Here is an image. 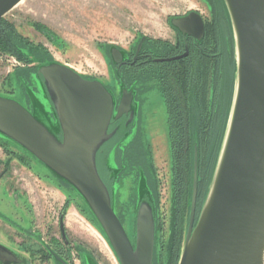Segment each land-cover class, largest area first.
Returning <instances> with one entry per match:
<instances>
[{"label": "water", "instance_id": "obj_1", "mask_svg": "<svg viewBox=\"0 0 264 264\" xmlns=\"http://www.w3.org/2000/svg\"><path fill=\"white\" fill-rule=\"evenodd\" d=\"M23 1L0 0V20ZM223 1L235 43L233 102L197 220L198 143L194 146L190 218L178 264H264V0ZM171 24L184 35L204 38V21L196 12ZM111 56L122 64L119 49L113 47ZM30 76L28 106L0 96V141L44 166L77 194L101 226L118 264H155L158 231L153 206L141 203L144 196H153L144 171L132 238L116 211V193L112 197L98 165L102 148L117 134L118 129L110 131L113 120L130 115L131 122L135 115L133 93L124 91L117 106L103 82L55 61L42 62ZM114 159L109 157L107 164L116 171ZM47 249L58 264H69ZM0 260L21 263L2 245Z\"/></svg>", "mask_w": 264, "mask_h": 264}, {"label": "rangeland", "instance_id": "obj_2", "mask_svg": "<svg viewBox=\"0 0 264 264\" xmlns=\"http://www.w3.org/2000/svg\"><path fill=\"white\" fill-rule=\"evenodd\" d=\"M191 12L201 14L207 21L205 48L208 54L224 56L222 61L227 64L223 74L227 83V71L232 67L234 76L236 73V54L230 19L220 0H24L4 19L22 37L20 51L25 61L0 47V96L12 97L28 106L25 91L26 86L33 89L30 75L47 61L67 65L85 78L114 87L110 49L115 47L132 53L143 37L159 43H175L177 36L171 19ZM220 56L209 61L207 94L202 102L206 123L202 140V176L205 177L209 159L218 149L219 123L229 97L223 81L219 85L215 77ZM160 91L156 83L137 87L135 118L129 130H122L102 151L109 157L114 156L117 168L128 165L130 185L136 182V167L149 174L156 168L161 222L155 264H171L174 221L170 203L171 148L167 107ZM215 116L217 127L212 132L209 124ZM103 156L99 155L98 165L101 174L106 176ZM211 177L212 172L207 175L209 182ZM142 191L146 194L147 189ZM203 200L204 196L199 199L196 220ZM116 211L129 236L134 238L135 210L131 207L122 216L120 203ZM62 213L70 241V264H91L88 254L97 264H118L101 235V226L77 194L51 176L44 166L0 141V244L24 258L25 264H58L48 257L46 245L57 252L64 250L58 228ZM185 213L187 219V208ZM186 224L185 221L182 242ZM0 264L4 263L0 261Z\"/></svg>", "mask_w": 264, "mask_h": 264}, {"label": "trees", "instance_id": "obj_3", "mask_svg": "<svg viewBox=\"0 0 264 264\" xmlns=\"http://www.w3.org/2000/svg\"><path fill=\"white\" fill-rule=\"evenodd\" d=\"M226 12V7L223 0H220ZM23 44L21 36L17 35L13 26L8 23L6 19L0 20V47L10 54L16 56L20 61H25L20 47ZM227 63L221 60L216 65V80L224 83V89L228 92L229 97L226 100L225 115L220 120V133L216 147L218 149L212 154L209 159L205 175L202 176V140L204 129L206 126L205 115H203V98L207 94L206 87L210 71V62L208 58L199 56L198 58L187 60L175 64L172 73L167 77L163 76L159 79L160 90L164 98V103L167 107V122L169 141L171 148V169L174 175V184L182 194L179 196V211L177 217L175 216L176 224L173 226L172 232V249H171V264H176L181 255V246L183 238V230L186 221L188 226L190 218V204L192 196V181H193V158L194 146L198 143L199 146V192L197 207L199 206V199L206 196L210 182L207 180L216 165L218 154L223 142L228 119L232 107L235 76L233 68L230 65L228 70L229 78L224 75L223 71ZM226 73V72H225ZM220 85V84H219ZM205 95V96H204ZM204 103V102H203ZM211 116V115H210ZM215 117L210 119L211 126L209 131L214 132L217 127ZM216 157V159H215ZM213 167V169H212ZM212 178V177H211ZM209 182V183H208ZM208 183V184H207ZM200 195V196H199ZM204 202V200H203ZM186 208L188 210V217L186 219ZM127 214H125L126 216ZM197 217V216H196Z\"/></svg>", "mask_w": 264, "mask_h": 264}, {"label": "flooded vegetation", "instance_id": "obj_4", "mask_svg": "<svg viewBox=\"0 0 264 264\" xmlns=\"http://www.w3.org/2000/svg\"><path fill=\"white\" fill-rule=\"evenodd\" d=\"M188 15L181 16V17H175V18L180 19V18H184ZM202 18H203V16H202ZM172 19H174V18H172ZM172 19H171V21H172ZM203 21H204V25H205V35L201 41L197 40L196 38H194L192 36L182 34L178 29H176L172 26L173 29L175 30L176 36H177V40L175 43H166V42L159 43L156 41H152V40L148 39L147 37H143V38H145V41L143 42L142 47L139 49L143 38L139 41L134 52H132V53H125L124 51H122V49H119L123 54V62L121 65L116 64L113 61V58L111 56V49H110V56H111L112 65H113V72L115 75L114 78L116 80H115L114 87H110L111 89L108 88V86H106V84H105V86L111 91V93L115 97V100L117 102V106H118V104L122 98L124 91L132 92L134 95V100H135L136 89L140 84L150 85V84L156 83L157 87L159 89H161L160 88L161 86L159 85V79L163 76L168 77L172 73V69L174 68L175 64H177V63H181V62H184L187 60L190 61V60L194 59L195 56H196V58H198L199 56L205 55V57L208 58L209 61H211L210 59H214L216 57H219L220 55H213V53H209V54L207 53V50L205 48V45H206L205 43H206V40L208 39L207 38L208 37L207 21L204 18H203ZM185 54H187V57H185L183 59L171 60V59H174L177 57H181ZM221 56H223V55L221 54ZM221 56H220V58H221ZM220 58H219V60L222 61L224 56L221 59ZM222 62H224V61H222ZM117 106H116V109H117ZM133 109L135 110L134 102H133ZM134 118H135V115H134L132 121L130 122V115H124L118 121L113 120L111 127H110V131L112 132L115 129H118L117 134H116V136H117L122 130H125V129L129 130L131 123L133 122ZM124 120H125V123L128 121L127 125H125V123L124 124L122 123ZM127 134H128V132L125 135H127ZM116 136L113 139H115ZM125 138L126 137L124 136V138L122 139V142L125 141ZM113 150L117 151L119 149L117 148V149H113ZM113 150H111L110 152H112ZM101 152H103V155H104V161L103 162L105 165L104 171L106 173V176H103L101 174V172H100V174H101L104 182L106 183L112 197L114 196V193H116V201H117L116 204L118 206V204L121 203L122 208H123L122 216H125V214L128 213V211L130 210L131 207L133 208V210H135L137 212V209L142 202H144V201L150 202L151 205L153 206V209H154L155 220H156V230L158 231L160 228V222H161L160 221L161 203H160V196H159L161 194L159 193V188H160L159 184L160 183L158 180L159 176L157 174L156 168L153 167L155 171L150 172V174L148 171L143 170L147 179H148L147 180L148 186H149V189L153 192V196H152V198H150V196H144L141 203H139V182H140V176H141V172L138 171L139 167H136V172L134 171L135 175L137 176L136 182L133 185H130V183H128V180H127L129 177H131V172L129 171L130 169H129L128 165L122 164V165L118 166L116 171L110 170L108 168V164H107V159L109 156H108V154H105V151H101ZM110 152H108V153H110ZM127 169H129V170H127ZM152 175L155 176V179L157 177V184L155 183V179H154V177H152ZM170 177H171V179H170V184H171V191H170L171 201H170V203H171L172 219H174V221H172V225L174 226V224H176L175 216L177 217L178 211H179V199H180L179 196L182 194V192H179V190L177 189V187L174 184L175 182H174V175H173L172 169H171ZM124 180H125V182H124ZM157 193H158V196H157ZM197 212H198V207H197V211H196V216H197ZM64 221H65V214L62 213L59 217L58 228H59L60 239L62 242L61 247L64 250L61 252H57L53 248H51L49 245H46V248L49 247L52 251L57 253L58 256L63 258L64 261H66L67 263L70 264V259H69L70 241L68 238V233H67V230L65 228ZM62 224H63V227H62ZM56 242L58 243L59 240L58 241L56 240ZM0 245H2V244H0ZM2 246H4V245H2ZM4 247H6V246H4ZM47 251H48V249H47ZM15 255L17 256V258H19L21 260L20 264H25L26 260L24 258L20 257L17 254H15ZM48 255L47 256L50 259L52 258L53 260H55L49 251H48ZM0 261H2V260H0ZM3 263L4 264H16V263H11V262H3Z\"/></svg>", "mask_w": 264, "mask_h": 264}]
</instances>
